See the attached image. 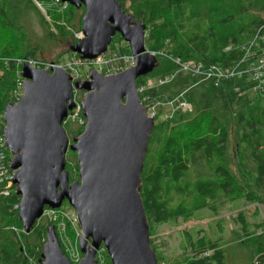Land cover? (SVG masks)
I'll return each instance as SVG.
<instances>
[{"label": "trees", "instance_id": "trees-1", "mask_svg": "<svg viewBox=\"0 0 264 264\" xmlns=\"http://www.w3.org/2000/svg\"><path fill=\"white\" fill-rule=\"evenodd\" d=\"M44 1L50 18L63 33L67 25L74 26L77 11L84 9L69 5L59 11L48 0ZM118 1L122 5L130 1L133 14L147 25L146 42L152 43L150 49L164 50L183 61L201 62L205 71L213 66L241 69L244 67L241 60L248 49L256 51L264 45V0ZM30 7L38 9L29 0H0L2 108L12 101L9 92L17 74L15 59L37 57L26 33H22L21 16ZM1 27L8 33H1ZM116 38L121 39L117 34L114 43L118 42ZM168 41L172 48L166 50ZM123 50L129 51V47ZM160 58V66L146 76H166L177 69L174 60ZM6 62L10 65L6 66ZM199 79L192 75L178 77L167 96L173 99L180 90L185 94L190 91L187 97L193 110L179 111L172 119L155 123L141 188L151 236L156 224L176 223L180 218L188 220L195 211L207 207L217 214L224 203L239 198L264 205V93L250 94L248 91L257 82L245 75L219 83L212 79L199 83ZM143 80L144 77L138 78L137 85ZM165 88L157 86L147 94L154 101L162 100ZM67 122L64 125L68 127ZM83 130L78 125L74 133L78 136ZM235 153L238 171L234 169ZM67 168L71 181L76 180L79 169L76 161L67 160ZM4 190L5 185L0 184V264H40L47 225L36 223L30 233L21 231L22 222L15 208L20 196L14 190L9 194ZM235 221L241 224V243L249 249V264H264V221L252 225L244 211L238 212ZM222 238L214 241L203 235L193 240L186 232L187 246L193 252L187 264H229Z\"/></svg>", "mask_w": 264, "mask_h": 264}, {"label": "water", "instance_id": "water-1", "mask_svg": "<svg viewBox=\"0 0 264 264\" xmlns=\"http://www.w3.org/2000/svg\"><path fill=\"white\" fill-rule=\"evenodd\" d=\"M85 8L83 37L69 50L84 60L107 52L116 34L128 43L135 64L104 75L74 80L68 70L37 69L24 64V95L5 107L4 134L13 154L14 184L20 196L18 216L30 233L45 208L66 201L81 228L77 264H98L104 246L112 264H159L141 196L142 172L156 120L147 115L137 79L160 66L146 46L147 25L118 0H62ZM84 92L83 132L70 139L64 128ZM75 152L78 179H70L67 152ZM40 264H74L65 254L54 225L46 228Z\"/></svg>", "mask_w": 264, "mask_h": 264}, {"label": "rangeland", "instance_id": "rangeland-1", "mask_svg": "<svg viewBox=\"0 0 264 264\" xmlns=\"http://www.w3.org/2000/svg\"><path fill=\"white\" fill-rule=\"evenodd\" d=\"M29 3L31 6H36L33 0H29ZM123 8L127 12H130L132 10V3L127 1L125 4H123ZM19 9L20 7L15 9L16 13L19 12ZM24 9H26V7ZM84 13L85 8L79 9V11H77L75 14L74 20L72 21L74 26L67 25L65 27L66 33H63V31H61L50 18L49 12L47 10L44 12L40 8L36 9L34 7V9L31 8L25 14L22 13V16L20 15L21 23H23L24 28L22 33H26L28 43L31 47H33V49L35 48L34 50H36V56L38 58L43 60L68 62V60L73 55V53L69 50V46L75 42V33L82 31V25L80 28V18L83 17ZM43 18H45L46 21L43 22ZM44 24L48 26V29L45 28ZM63 24H65V22ZM1 31V33L4 34L8 33V30L3 27H1ZM146 34L148 36L149 31ZM118 35L121 39L116 38L118 42L114 43L115 37L117 36L116 34L112 41L114 43L112 48H114L116 52H129L127 50H123L125 47L129 46L128 43L124 41L120 34ZM146 46L151 52L157 51L150 49L152 43L148 40L146 42ZM165 47L166 50L171 49L172 43L170 41L166 42ZM158 57L160 58V56ZM91 69L93 68L87 65L79 66V70L83 72L82 74L89 72ZM2 71L3 69H1V73ZM176 72L177 69L173 73ZM187 75L190 74L184 72L176 73L173 79L162 85L158 84L163 76H144L143 82L147 79H152L155 86H166L164 89L165 95H163L161 100L162 104L157 108L158 117L156 119V123L166 120V115L172 111L171 106L168 104L172 99H167V96L171 93V88L174 86L173 83L178 77ZM180 91H178L177 94ZM189 92L190 91H188V93ZM248 92L253 94L252 90ZM177 94H175V96ZM187 94H185L183 98L184 100H188L190 102ZM83 95L84 92L76 91L75 99L82 101ZM68 122L66 125L70 124V126H63L70 139H72L73 137H76L74 131L77 128L78 123L74 120H70ZM73 153L75 152L69 150L67 152L66 158L67 160H72L73 162L76 161L77 163V155L75 153V156ZM76 179H78V176ZM239 211H245L250 222L264 221V205H258L257 203H247L244 199L239 198L234 200L232 203H224L222 206H220L219 212L217 214L212 209L207 207L195 211L193 216L188 220L180 218L176 223L170 222L159 225L156 224L155 231L151 236V240L153 242L156 255H158L160 258L158 260L159 264H187L186 260L193 257V252H191L190 248L187 246L186 232H189L193 236V240H196L198 237L203 235H206L208 238L214 241L223 237L222 240H224V243L226 244L228 263L249 264V249L247 246L241 243L243 242V236H241L242 233L240 231L241 227L240 224L235 221V217ZM50 216L52 219H54V221H51ZM37 223H44L47 226L55 225L56 228L60 227V231L62 232L61 237L63 239V242H61L62 247L74 264L78 262L77 260L79 257H83L78 242V239L81 235V228L76 217V212L74 208L68 204V202L65 201L58 210L49 212L48 215L42 217ZM22 244L24 245L25 241L21 240V245ZM101 248L96 256L98 264H112L107 250H101Z\"/></svg>", "mask_w": 264, "mask_h": 264}, {"label": "built area", "instance_id": "built-area-1", "mask_svg": "<svg viewBox=\"0 0 264 264\" xmlns=\"http://www.w3.org/2000/svg\"><path fill=\"white\" fill-rule=\"evenodd\" d=\"M48 1L50 5H53L54 7L59 9V11H63L67 9L70 5L68 2H63L62 0H48ZM33 2L36 4L38 8H40L44 12H46V10L48 11L47 9L48 4L46 3V1L33 0ZM81 37H83L82 31L75 33V40ZM254 45H255L254 42H252L251 47H254ZM151 53L154 54L157 58H159L158 56H160V57H168L174 60L176 64L178 65L176 73L184 72V73H188L192 75L193 77L196 76L198 79L200 78L199 82H203L204 80H207V79L208 80L212 79L215 81V83H219L221 82L222 79L236 77V76L243 77L245 75L247 76L248 79L257 82V84L252 89L253 95H257L258 93H261V92L264 93L262 89V84L264 82V45L261 46L260 49L256 51H252V49L250 48L248 49L246 56L241 60V63L244 65V67L241 69L237 67L222 69L220 67L213 66L207 71H205L204 65L201 62H196L192 60L183 61L180 58H174L172 56H169L164 50H157ZM7 62L5 63V65L6 66L10 65ZM14 64L18 68H17L15 84L9 92L10 98L12 100L10 102L12 103H16L20 101L24 95L25 77H23V74H22V67L24 64H29L34 68L45 69V70H51L54 67H62L69 71V73L72 75L74 80H85L89 78V72H85L84 74H82L83 72L79 70V66L81 65L90 66L91 68L97 70L101 74L110 75V74L117 73L129 66L134 65L135 56L132 54L130 47H129V52L121 53L120 51L116 52L114 48H112V46L110 45L106 53L100 55L94 60H84L80 57L79 54L73 53V55L68 60V62L43 60L38 57L29 56V57H22V58L15 59ZM176 73L163 76L160 79V82L158 85L167 83L168 81H170L171 79L175 77ZM154 87H157V85L156 86L154 85L152 79H147L146 81L137 85V88L140 93L141 101L147 110V115L156 120L158 117L157 108L158 106L162 104V102L161 100L154 101L151 98L150 94H147V91ZM184 94L185 92H181L177 96H175L172 100H170L168 104L171 106L172 111L166 115V120L172 119L173 116L181 110L184 112H188V111L190 112L193 110L192 103L189 102L188 100H184L183 98ZM75 102H76V106L72 111L69 112L68 117L65 122L74 120L78 123V125L84 127L87 121H86V118L82 114L81 101H78L75 99ZM5 107L2 108V104L0 102V184L5 185L4 193L9 194L12 190L16 191V186L14 184V177H15L16 170L13 168L12 161H11L13 158V154L11 153V151L9 150L7 146L6 137L4 134V129L6 126L5 117H4ZM18 205L19 204H16L15 208L19 209ZM58 209L59 208H56V209L45 208L42 217L48 215L49 212L56 211ZM51 221H54V219L51 218ZM15 230L20 231L18 230V228H15ZM21 231L26 232L24 228H22ZM56 231H57L60 242H63V239L61 237L62 232L60 231V227H57ZM78 242H79V239H78ZM61 246H62V243H61ZM101 247H100L101 250L102 249L106 250L104 246H101ZM99 251L100 249L98 250V252ZM65 254L67 255L66 252ZM80 260L81 258L79 257L77 261L79 262Z\"/></svg>", "mask_w": 264, "mask_h": 264}, {"label": "crops", "instance_id": "crops-1", "mask_svg": "<svg viewBox=\"0 0 264 264\" xmlns=\"http://www.w3.org/2000/svg\"><path fill=\"white\" fill-rule=\"evenodd\" d=\"M234 157H235V165H234V169H235V171H238L239 170V165H238V162H239V159H238V156H237V154L235 153V155H234ZM245 212V211H244ZM245 214H246V212H245ZM246 219L248 220V217H247V215H246ZM248 222H250L249 220H248ZM263 222V221H262ZM262 222H250L252 225L253 224H260V223H262ZM240 224V223H239ZM240 227H241V224H240ZM240 231H241V229H240Z\"/></svg>", "mask_w": 264, "mask_h": 264}]
</instances>
